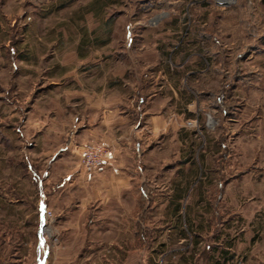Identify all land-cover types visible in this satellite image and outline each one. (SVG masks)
<instances>
[{"label":"rangeland","instance_id":"obj_1","mask_svg":"<svg viewBox=\"0 0 264 264\" xmlns=\"http://www.w3.org/2000/svg\"><path fill=\"white\" fill-rule=\"evenodd\" d=\"M0 264H264V0H0Z\"/></svg>","mask_w":264,"mask_h":264},{"label":"built area","instance_id":"obj_2","mask_svg":"<svg viewBox=\"0 0 264 264\" xmlns=\"http://www.w3.org/2000/svg\"><path fill=\"white\" fill-rule=\"evenodd\" d=\"M194 121H188L187 125H193ZM113 160L112 151L103 143H86L80 151L79 162L82 170L87 174L100 173L106 163Z\"/></svg>","mask_w":264,"mask_h":264},{"label":"trees","instance_id":"obj_3","mask_svg":"<svg viewBox=\"0 0 264 264\" xmlns=\"http://www.w3.org/2000/svg\"><path fill=\"white\" fill-rule=\"evenodd\" d=\"M219 95V94H218ZM217 95V97L215 98L217 101H219V99H220V97ZM146 191H148L147 190V188H145L144 186H142L141 188H140V199H141V201H143V199L144 198H146Z\"/></svg>","mask_w":264,"mask_h":264},{"label":"crops","instance_id":"obj_4","mask_svg":"<svg viewBox=\"0 0 264 264\" xmlns=\"http://www.w3.org/2000/svg\"><path fill=\"white\" fill-rule=\"evenodd\" d=\"M81 143H82V146L85 144V143H88V142H86V140H79ZM89 142H91V141H89ZM81 149H82V147H81Z\"/></svg>","mask_w":264,"mask_h":264}]
</instances>
